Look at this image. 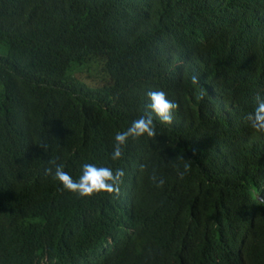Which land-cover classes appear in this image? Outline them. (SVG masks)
<instances>
[{"label": "trees", "instance_id": "obj_1", "mask_svg": "<svg viewBox=\"0 0 264 264\" xmlns=\"http://www.w3.org/2000/svg\"><path fill=\"white\" fill-rule=\"evenodd\" d=\"M164 1L0 0L1 264H264V137L247 120L264 99V18ZM155 89L179 105L173 125L153 114L157 135L113 161ZM85 162L123 169L119 194L80 197L44 174L78 180ZM79 204H97L90 222Z\"/></svg>", "mask_w": 264, "mask_h": 264}, {"label": "clouds", "instance_id": "obj_2", "mask_svg": "<svg viewBox=\"0 0 264 264\" xmlns=\"http://www.w3.org/2000/svg\"><path fill=\"white\" fill-rule=\"evenodd\" d=\"M187 1L188 0H165L164 4L170 11L174 12L175 6L181 7ZM205 1H207V4L221 2L222 6H229V11L231 12H234L239 5H245L249 8L248 4L250 3L255 7L259 20L261 21L264 18V0H204V2ZM191 82L194 85H199V75L193 74L191 76ZM146 95L148 98L146 107L150 113L132 120L125 130H120L115 133L111 151V159L113 161H120L124 158L125 147L130 139H139L141 137L153 138L157 135L153 114L158 118L161 124L168 126L173 125L174 115L179 107L177 102L169 99L165 91L160 89L149 90ZM247 120L252 129L259 132L264 137V99L257 97V107L252 113L248 114ZM52 163L55 164L54 161ZM191 165L192 162L190 160H185L183 171L179 173L181 179L188 173ZM44 174L58 181L64 190L75 193L80 197H89V199L96 198L95 195L100 193L118 195L120 185L123 183V178L125 176V172L121 168L113 170L110 167H98L88 162L82 164V173L78 180H74L72 176L64 170V166L59 164H56L54 168H45ZM151 179L157 187H162L165 183L164 179L158 177L155 173L152 174ZM96 211L97 204H84L83 206L79 204L77 222L79 224L90 222L94 218ZM34 236L37 239V231ZM11 240L10 230L0 238V264L10 252ZM90 253H92L91 246L89 244H83L79 250V257L83 258L89 256ZM46 261L47 262L44 264H65L59 260L50 262L49 258H47Z\"/></svg>", "mask_w": 264, "mask_h": 264}, {"label": "rangeland", "instance_id": "obj_3", "mask_svg": "<svg viewBox=\"0 0 264 264\" xmlns=\"http://www.w3.org/2000/svg\"><path fill=\"white\" fill-rule=\"evenodd\" d=\"M8 50H6V47L2 46L0 44V53H6Z\"/></svg>", "mask_w": 264, "mask_h": 264}, {"label": "bare ground", "instance_id": "obj_4", "mask_svg": "<svg viewBox=\"0 0 264 264\" xmlns=\"http://www.w3.org/2000/svg\"><path fill=\"white\" fill-rule=\"evenodd\" d=\"M262 71V70H261Z\"/></svg>", "mask_w": 264, "mask_h": 264}]
</instances>
